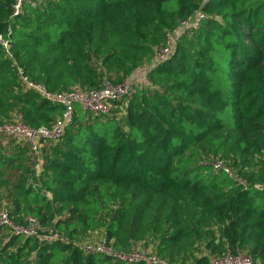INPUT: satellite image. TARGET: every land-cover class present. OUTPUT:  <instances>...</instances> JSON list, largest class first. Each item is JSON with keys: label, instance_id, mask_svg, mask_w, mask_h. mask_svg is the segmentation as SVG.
I'll list each match as a JSON object with an SVG mask.
<instances>
[{"label": "trees", "instance_id": "1", "mask_svg": "<svg viewBox=\"0 0 264 264\" xmlns=\"http://www.w3.org/2000/svg\"><path fill=\"white\" fill-rule=\"evenodd\" d=\"M17 1L0 0L10 40L9 52L0 42V125L22 114L51 128L62 116L25 77L51 92L100 90L153 62L196 10L206 17L108 113L75 103L62 137L43 143L39 173L26 142L0 135V212L60 236L0 227V264H212L240 253L264 264V0H34L14 15Z\"/></svg>", "mask_w": 264, "mask_h": 264}, {"label": "built area", "instance_id": "2", "mask_svg": "<svg viewBox=\"0 0 264 264\" xmlns=\"http://www.w3.org/2000/svg\"><path fill=\"white\" fill-rule=\"evenodd\" d=\"M32 1L34 0H18L14 8V15L20 13L24 2ZM205 17L206 16L203 11L198 9L195 11L192 17L183 20L172 32H168L166 35L165 44L161 47V49L157 51L153 62H151L150 64H146L143 67V70L140 69V73L143 72V75L146 78L148 70L151 69L149 67L157 66L159 63L166 61L169 56H171V54L175 52L179 38L187 30L199 29L200 24ZM0 42L5 46L7 52H9L10 40L4 39L3 36L0 35ZM24 79L30 89L36 90L45 98L53 102H58L64 107L62 116L58 118L55 125L51 128L45 126H29L23 120L22 114H19L17 116L18 118L14 121L0 125V135L11 137L16 141H24L32 148L34 154L36 155L37 173L40 172L41 165L43 163V158L41 155V148L43 146V143L47 139L59 140L62 137L67 123L74 117L75 103H79V105L84 110L94 111L95 113H108L113 108L114 104L118 103L126 97L131 96L133 92V86L137 84L135 79L133 77H130L118 84H113L108 81L100 90L86 91L81 88H75L69 92H51L47 90L44 85L29 81L26 77ZM139 84H141V82ZM3 226H10L13 229V233L15 234H23L28 236L37 235L41 236L43 239H54L60 237L58 232L49 234L40 233L39 229L41 228V223L34 217H29L28 224L26 226L16 225L10 219L9 213L6 210L0 212V227ZM103 247L104 246H102V248ZM115 254L116 256H119L124 260L127 259L130 261H136L139 258L145 259L144 256L134 257L123 252H118ZM223 259L232 260V263L230 264H253L250 257L241 253L235 257L228 254L222 259L213 260L212 264H215L216 261H220ZM151 260L153 264H157L154 259Z\"/></svg>", "mask_w": 264, "mask_h": 264}, {"label": "rangeland", "instance_id": "3", "mask_svg": "<svg viewBox=\"0 0 264 264\" xmlns=\"http://www.w3.org/2000/svg\"><path fill=\"white\" fill-rule=\"evenodd\" d=\"M141 69V68H140ZM142 70H143V68H142ZM142 73V74H141ZM140 73V71L139 72H137V73H135L134 74V76H133V78L135 79V81L137 82V84H139L140 82H142L143 80H144V75H143V72H141ZM58 112H55V114H57ZM15 114V115H14ZM16 114L18 115L19 114V111H15L14 113H13V115H14V117L16 116ZM60 117V115H58L57 117H56V119H58ZM261 158H262V156H261ZM1 211H4V210H1ZM11 219V218H10ZM100 238V237H99ZM130 255H132V256H144L145 257V254L143 253V252H141V253H131ZM230 263H232V260H227V259H223V260H220V261H216V263L215 264H230Z\"/></svg>", "mask_w": 264, "mask_h": 264}]
</instances>
